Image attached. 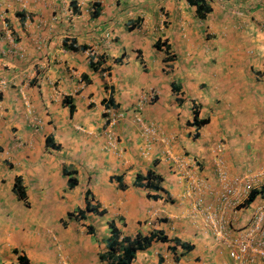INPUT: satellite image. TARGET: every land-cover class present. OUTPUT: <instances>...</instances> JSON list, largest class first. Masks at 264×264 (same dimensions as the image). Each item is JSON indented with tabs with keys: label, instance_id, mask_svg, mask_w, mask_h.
<instances>
[{
	"label": "crops",
	"instance_id": "1",
	"mask_svg": "<svg viewBox=\"0 0 264 264\" xmlns=\"http://www.w3.org/2000/svg\"><path fill=\"white\" fill-rule=\"evenodd\" d=\"M204 2L0 0V264H108L111 226L166 236L130 264L264 239V0Z\"/></svg>",
	"mask_w": 264,
	"mask_h": 264
},
{
	"label": "trees",
	"instance_id": "2",
	"mask_svg": "<svg viewBox=\"0 0 264 264\" xmlns=\"http://www.w3.org/2000/svg\"><path fill=\"white\" fill-rule=\"evenodd\" d=\"M190 4L195 6L196 13L200 16L203 15L204 12L208 11L209 7L204 2V0H187ZM71 41V40H70ZM66 41H62L63 46L75 49L71 46V44L67 45L65 43ZM84 46H80V49H84ZM70 109H72L70 107ZM205 122L204 119L195 121L193 120V125L203 124ZM48 141V138H46V142ZM69 180L70 184L72 185L74 183L73 178H70ZM20 190V189H19ZM20 195V194H19ZM260 196L261 198H264V186H260L258 188H252L248 191V194L244 201L240 205L248 204L250 201H252L256 196ZM85 209H88L87 203H85ZM81 212L83 210H80ZM111 237L109 238L107 245V258H108V264H130L132 259L134 258V255L137 251H142L145 249L152 240H158V241H167V238L165 235H163L161 232H151L148 236H140L136 235L133 239H128L126 237L122 238L120 241L117 240V232L116 229L111 226ZM125 244V245H122ZM186 249L189 248L187 244L184 245Z\"/></svg>",
	"mask_w": 264,
	"mask_h": 264
},
{
	"label": "built area",
	"instance_id": "3",
	"mask_svg": "<svg viewBox=\"0 0 264 264\" xmlns=\"http://www.w3.org/2000/svg\"><path fill=\"white\" fill-rule=\"evenodd\" d=\"M5 85V81L0 79V87ZM145 99H147L145 97ZM249 186L245 185V190ZM259 223L258 218L253 221L252 227L245 230L239 237H233L228 240L227 244L229 250L227 252L228 257L233 261L232 264H238L243 258H247L250 254L259 256L264 261V239L260 235H256L259 232V228L256 224ZM218 236L219 230H216Z\"/></svg>",
	"mask_w": 264,
	"mask_h": 264
}]
</instances>
